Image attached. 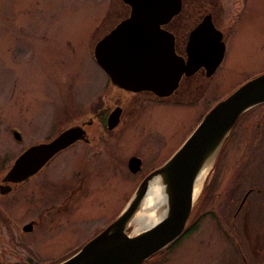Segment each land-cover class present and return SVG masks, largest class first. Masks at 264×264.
<instances>
[{"label": "rangeland", "instance_id": "obj_1", "mask_svg": "<svg viewBox=\"0 0 264 264\" xmlns=\"http://www.w3.org/2000/svg\"><path fill=\"white\" fill-rule=\"evenodd\" d=\"M191 1L193 3H189V8L185 9L187 14L179 16V29L191 27L197 15L207 9L216 21H220V28L223 29L224 21L229 25L223 32L224 35L228 34V38L223 60L203 85L204 88H196L197 95L193 97L191 94L183 98V101L175 102V105L160 107V111H157L158 108H155V112L150 110L141 120V123L148 124V129L156 130L154 133L165 142L166 155L174 152L209 107L230 93L247 76H252L260 68L264 71V0ZM120 3V0H0V121L14 118L17 113L26 118L32 111L33 103L41 102V98L57 88L63 77L67 80L74 73L82 77L80 85L85 91L88 90L89 84L100 77L88 51L99 36L121 17L125 9L121 8ZM234 12L238 14L231 23ZM86 44H89L88 47ZM53 68L55 70L52 74ZM80 85L75 89L80 90ZM6 92L11 95L10 101L5 98ZM2 103H6L5 106ZM39 116L41 113H37V118ZM258 124L252 128L251 139L244 148V152L247 150L244 158L247 156L251 159L244 166L240 164L237 182H234L236 194L232 196L231 202L219 208L215 217L208 211L211 208L206 205L209 200L215 198V202L222 203V195L229 186L228 178L234 174V171L226 173L225 164L221 163L220 168H217L216 158L194 200L195 213L204 208L198 217L196 229L188 232L179 244L161 258L159 256L158 263L238 264L233 253V245L237 240L226 238L219 232L214 226V220L219 222L217 220L221 217L231 218L229 211L235 207L243 191L252 187L257 192L248 193L245 207L239 211L238 216L231 219L245 217L244 230L238 228L236 222L233 225L240 229L238 235L249 264L258 263L261 247H264V120H259ZM32 127L36 133L37 127ZM137 131L136 128L126 131L124 140L131 138ZM242 138L244 135L239 139ZM227 141H224L220 152H223ZM127 142L131 144V140ZM123 155H126V151L121 152ZM124 179L119 177L115 180L118 188L114 192L103 188L102 199L98 201L101 205L80 206L78 212H72L67 223L38 236L34 244H40V248L49 252L64 247L72 248L94 228L99 230L108 224L121 210L137 182H130L126 177ZM220 209L222 214L228 211L229 216L222 215ZM0 222V251H3V248H7L5 241H13L15 232L4 225L1 218ZM133 229V224H129L126 232H135ZM48 237L54 240L44 241ZM16 238L23 241H13L19 255L23 258L31 256V241L28 238ZM39 260L41 263L44 259ZM55 260H46L42 264H50ZM5 261V264H9L13 260ZM261 264H264V256Z\"/></svg>", "mask_w": 264, "mask_h": 264}, {"label": "flooded vegetation", "instance_id": "obj_2", "mask_svg": "<svg viewBox=\"0 0 264 264\" xmlns=\"http://www.w3.org/2000/svg\"><path fill=\"white\" fill-rule=\"evenodd\" d=\"M189 3H193V1L180 0L178 13L160 27L171 35L174 54L185 61L187 58L188 33L204 15H208L212 26L220 33V41L223 45L220 60L210 73H206V69L201 65L196 67L189 75L181 74L174 89L163 96H158L146 89L128 90L110 81L93 57V46L88 54L100 77L89 84L88 90L85 91L80 85L82 77L80 75L76 76L74 73L67 80L63 77L57 88L50 91L52 92L51 95L48 92L46 96L41 98V102L33 103L31 105L33 106L32 111L26 118H23L21 113H17L14 118L9 117L0 121V218L4 225L9 226L15 232L14 242H23L16 236L28 238L33 246L30 249L31 256L23 258L14 248L13 241L6 240L7 248L0 251V264H5L6 259L13 260L9 264H42L43 261L63 258L71 254L74 249H78L84 241L94 235L98 228H94L84 240L79 241L72 248H59L54 252L45 251V248H40V244L36 246L34 241L38 236L44 235L47 231L49 232L51 228L60 227L62 224L67 223L72 212H78L80 206L101 205L98 201L102 199L103 188L105 187L112 192L117 190L118 182L116 183L115 180L119 177L123 180H126L124 179L126 177L130 182L137 180L132 189L133 191L144 176L159 167L168 158L170 154L166 155L165 142L154 133L156 130L148 129V124L141 123V120L150 110L155 112V108H158L157 111H160V107L175 105V102L179 103L191 94H193V97L197 95L198 89L196 88L198 87L199 90L204 88L203 85L209 81V78L213 76L223 60L228 38V34L224 35L223 32L229 25L225 24L224 21L223 29L220 28V21H216L210 10L207 9L197 15L191 27L179 29V16L187 14L188 11H185V9L189 8ZM237 14L238 12L233 13L231 23ZM126 16L127 9L99 38ZM88 45L86 44L87 47ZM211 49L214 50L212 46ZM58 66L64 68L63 65L59 64ZM64 66H66L65 62ZM54 70L55 68L51 70L52 74ZM261 72H264L262 68L252 76ZM252 76H247L244 81ZM83 79L85 80V78ZM194 82H196L195 85ZM79 85L80 90L75 89ZM8 94L6 92L5 98L10 101L11 95ZM2 100L6 101L5 99ZM38 109L39 111H37ZM37 113H41L38 118ZM114 113L116 114V122L108 127L107 119ZM262 119L264 120V117L259 120ZM259 120L243 125L245 128L244 139L237 138L235 134L230 136L218 158L217 168H220L221 163L225 164L226 173L234 171V174L228 178L229 186L222 195V203L215 202V198L206 203L208 207L211 205V208H207L213 217L217 215L216 211L219 208L225 203L228 205L231 202L232 196L229 197L226 194H230V192H233V195L236 194L234 192L236 189L234 182L239 175L240 164L243 163L244 166L251 159L247 156L244 158L247 152V150L244 152V148L251 139L252 128L259 125ZM34 125L37 127L36 133L33 132L32 126ZM72 126L79 129L80 137L56 151L35 173L17 182L2 179L12 160L25 148L35 143L48 142L61 131ZM132 128H136L138 131L136 134L133 133L131 138L124 140L125 132ZM31 130L32 133H29ZM128 140H131V144H128ZM123 151H126L125 156H121ZM130 159H136L137 161L133 171L128 166ZM255 191L257 192V189L253 187L243 191L235 207L232 211H229L231 218L238 216L239 211L246 205L245 200L248 193ZM245 193L246 195L240 203ZM90 195H93V197H90ZM227 196L228 199L226 200ZM203 209L198 212L199 215L203 213ZM229 212L227 211L224 214L223 211V214L222 212L221 214L227 216ZM231 218L222 219L221 217L217 220L219 222L214 220V226L226 238L231 237L235 241L237 240L233 245V253L238 264H249L240 235H238L240 233L238 228L243 229L246 226V219L240 217L237 222V220ZM198 219L196 218L193 221L194 228L192 230L196 229ZM235 222L238 228L233 225ZM186 234H188L187 231H183L173 242V246L179 244L187 236ZM47 240L50 242L54 239H51V237L44 239V241ZM173 246L162 253L160 258L170 251ZM259 254L260 258H258L257 264H261L263 260L264 247H261ZM42 258L44 260L40 263L39 259ZM156 259L146 264H160L158 263L159 259Z\"/></svg>", "mask_w": 264, "mask_h": 264}, {"label": "water", "instance_id": "obj_3", "mask_svg": "<svg viewBox=\"0 0 264 264\" xmlns=\"http://www.w3.org/2000/svg\"><path fill=\"white\" fill-rule=\"evenodd\" d=\"M120 1L128 8L127 16L93 47L95 61L113 84L128 90L146 89L163 96L174 89L181 74L189 75L201 65L210 73L220 60L223 50L220 33L212 26L208 15L189 31L187 58L182 61L173 52L171 35L160 27L178 13L180 0ZM263 103L264 72H261L209 107L174 152L141 179L118 214L74 253L52 264H141L171 244L183 233L195 213L196 198L193 199L192 191L200 164L208 157L209 172L237 119ZM115 122L114 113L107 119L108 127ZM79 137V129L72 126L48 142L28 146L12 160L2 179L17 182L32 175L56 151ZM136 165V159L129 160L132 171ZM156 176H160L167 191L164 214L135 232L127 233L128 225H132V218L141 209L148 186Z\"/></svg>", "mask_w": 264, "mask_h": 264}, {"label": "bare ground", "instance_id": "obj_4", "mask_svg": "<svg viewBox=\"0 0 264 264\" xmlns=\"http://www.w3.org/2000/svg\"><path fill=\"white\" fill-rule=\"evenodd\" d=\"M210 166V160L208 157L202 161L197 173L194 177L192 197L196 198L200 191L201 183L205 177L207 170ZM205 180V179H204ZM206 181V180H205ZM167 199V191L162 184L160 176H156L151 180L148 186L146 194L141 203V209L132 218L133 231L146 226L150 222H154L159 216L164 214Z\"/></svg>", "mask_w": 264, "mask_h": 264}, {"label": "trees", "instance_id": "obj_5", "mask_svg": "<svg viewBox=\"0 0 264 264\" xmlns=\"http://www.w3.org/2000/svg\"><path fill=\"white\" fill-rule=\"evenodd\" d=\"M120 5H121V8L123 7L125 9L126 6H124L121 3H120ZM263 117H264V103L263 104H259V105L255 106V107H252L251 109L247 110L234 123V125L232 126V128H231V130H230V132H229V134H228V136L226 137L225 140H228L230 138V136H232L234 134H235V136L237 135V138H241V136L245 132V128L243 127L244 124L256 122L257 120H259L260 118H263ZM220 151H221V149H220ZM221 153L222 152H219V154L217 156V159L220 157V154ZM216 171H217V169H216ZM231 196H233V192H231L229 194V197H231ZM198 212L197 213H194L192 215V217L190 218V221L188 222L187 227H186V230H185V231H187V233L190 232L194 228V226L192 224L193 221L196 218H198L199 216H201V213L199 215ZM173 245L174 244L172 243L169 246H167L166 248H164L163 250L158 251L157 253H155L154 255H152L150 258H148L145 261H143L141 264H146V263L150 262L151 260H154V259L158 258L162 253H164L166 250H169ZM66 256H68V255H66ZM61 259L62 258H59L58 260H61Z\"/></svg>", "mask_w": 264, "mask_h": 264}]
</instances>
